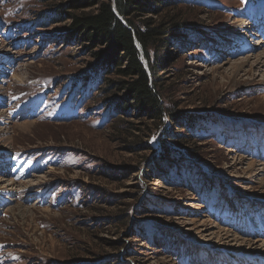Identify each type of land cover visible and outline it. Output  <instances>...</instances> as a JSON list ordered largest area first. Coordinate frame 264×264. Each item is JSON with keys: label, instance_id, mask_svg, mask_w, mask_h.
<instances>
[{"label": "rangeland", "instance_id": "rangeland-1", "mask_svg": "<svg viewBox=\"0 0 264 264\" xmlns=\"http://www.w3.org/2000/svg\"><path fill=\"white\" fill-rule=\"evenodd\" d=\"M67 2L0 0V264H264V0L176 2L157 127L102 92Z\"/></svg>", "mask_w": 264, "mask_h": 264}, {"label": "trees", "instance_id": "trees-1", "mask_svg": "<svg viewBox=\"0 0 264 264\" xmlns=\"http://www.w3.org/2000/svg\"><path fill=\"white\" fill-rule=\"evenodd\" d=\"M177 1L69 0L55 11L60 21L69 20L66 37L92 58L93 72L105 75L102 92L113 88L121 114L133 112L154 127L178 119L163 101L158 73L164 51L185 30L174 12Z\"/></svg>", "mask_w": 264, "mask_h": 264}, {"label": "bare ground", "instance_id": "bare-ground-1", "mask_svg": "<svg viewBox=\"0 0 264 264\" xmlns=\"http://www.w3.org/2000/svg\"><path fill=\"white\" fill-rule=\"evenodd\" d=\"M247 24H249L247 21L246 22H244V23H241V27L242 28H244V27H246V25ZM240 26V25H239ZM239 29H240V27H239ZM256 44H258V42H256V43H254L253 42V45H256ZM263 56L262 57H260L259 58V60H258V62H257V64H259V63H261V62H264V53L262 54ZM2 117H4V115H2V113L0 114V119H2ZM27 125H29V122H22V123H19L18 124V126H21V127H24V129H26L28 126ZM2 130V129H1ZM7 133V132H6ZM5 133V134H6ZM4 134V133H3ZM9 139H10V137L8 136V135H5V137H2V139H1V141L3 140V141H9ZM250 166V165H249ZM263 170H264V167H263ZM2 179V178H1ZM11 184V183H10ZM8 185V186H10V188H12V186L13 185ZM13 184V183H12ZM9 189V188H8ZM234 239H236V238H234ZM261 245V244H260ZM262 246H264V242H262Z\"/></svg>", "mask_w": 264, "mask_h": 264}]
</instances>
